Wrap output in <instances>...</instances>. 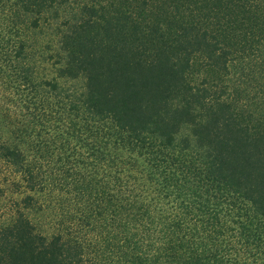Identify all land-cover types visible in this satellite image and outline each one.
Masks as SVG:
<instances>
[{"label": "trees", "instance_id": "1", "mask_svg": "<svg viewBox=\"0 0 264 264\" xmlns=\"http://www.w3.org/2000/svg\"><path fill=\"white\" fill-rule=\"evenodd\" d=\"M122 1L108 12L120 33L111 50L72 38L66 79L46 81L61 93L81 78L47 100L53 221H0V264H264L261 0ZM89 19L84 34L109 28ZM203 49L218 71L228 59L247 67V100L189 85L181 66ZM5 154L21 163L19 150ZM23 167L33 185L39 172Z\"/></svg>", "mask_w": 264, "mask_h": 264}, {"label": "rangeland", "instance_id": "2", "mask_svg": "<svg viewBox=\"0 0 264 264\" xmlns=\"http://www.w3.org/2000/svg\"><path fill=\"white\" fill-rule=\"evenodd\" d=\"M260 2L258 14H264V0ZM123 7L121 0H0L1 222L11 221L21 212L43 229L53 221L52 215L48 214L47 204L53 199L54 191L48 183L46 172L54 171L55 141L50 137L54 131L44 122L45 112H49L47 100H51L53 94H69L73 89L71 82H78L81 78L69 79L67 85L71 87L61 93L50 90L46 81L66 79L59 75L60 66L66 51L71 47L72 38H79L81 34L86 37L87 34L94 35L96 42L93 47L111 50L110 45H114L111 37L120 33L117 31L118 24L107 19L108 12L112 9L119 12ZM254 12L248 13L251 16ZM89 18L99 25L106 21L109 28L104 30L100 27L101 34H95V25L89 24L84 34L80 24L88 22ZM133 34L132 28L127 35ZM111 53L106 52L107 55ZM132 53H136L135 48ZM171 54L173 57L178 56L174 52ZM206 54L204 49L194 52L190 64L181 66L184 71L182 76L189 85L208 86L209 94L215 89L213 94H218L222 88L233 100L238 98L236 94H246L240 97L243 101L247 100V94H252L248 93L247 88L249 86L250 89L252 84L247 67H241L228 59L227 69L219 67L218 71L215 66L211 68L204 64ZM252 65V69H258ZM233 85L239 86V92L233 89ZM255 93L264 97V91L257 89ZM45 144L50 147L49 153L42 156L39 148ZM7 148L21 152V163L13 162L12 156L5 154ZM26 159L39 172L33 185L23 170Z\"/></svg>", "mask_w": 264, "mask_h": 264}]
</instances>
